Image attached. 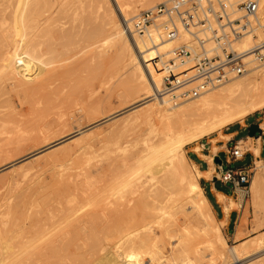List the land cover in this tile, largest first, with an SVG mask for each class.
Here are the masks:
<instances>
[{"label": "rangeland", "instance_id": "rangeland-1", "mask_svg": "<svg viewBox=\"0 0 264 264\" xmlns=\"http://www.w3.org/2000/svg\"><path fill=\"white\" fill-rule=\"evenodd\" d=\"M19 1L0 0V25H2L0 29L5 33H13L12 35L16 38L15 43H18L21 39H24V41L35 39L37 48L35 52L40 49L37 52L39 57H36L37 53L34 52L33 54L40 62L42 60V64H39L41 66L39 71L36 70V67H31L25 77L19 75L21 82L18 81L19 77L17 76V79L14 73V71L19 72V70L16 71L17 68L15 69L14 66L9 68L6 63L0 64V70H2L0 76L4 81L3 85L7 89V92L0 96V116L2 117L0 120V150L5 148V151L1 153L0 163L2 160L4 161L1 165L6 164L7 161L9 163L6 164L7 167L3 164L1 168L0 165V178L5 180L10 174L15 172L20 174L21 171L19 183L17 186L13 184L12 189L7 190L3 184L1 185L2 182L0 183V195L7 193L10 196H15L18 192L26 191V189H38L45 192L48 198L53 197L56 203L68 204L70 202L69 205L73 204L70 206L77 209L76 217H79V213H81V217L84 212L86 214H83L82 217L87 216L89 214L87 209L90 210V213L93 210L94 213L100 212V210L101 212L97 214L98 218L97 215L95 216V219H98L97 221H94L93 218L89 219L95 222V224H91L94 227L88 226L91 223L88 224L89 220L85 223L88 224L87 226L84 224L86 228L88 227L87 229L91 230L92 228L91 234L88 232V235H85V228L84 231L80 232V235H74L71 239L70 250L68 249L69 252L68 250L65 252L63 248L64 252L58 249V252L55 250L52 254L49 251L45 252L46 254L42 252V254L39 250L36 252L37 248L34 244H29L26 240L23 242L22 238L21 241L20 238H14V240H10V243L15 245L11 251L0 246V264H30V262L31 264H97L100 257L106 255L107 252L108 255L115 254V256H119V253L122 252L121 249L116 251L119 249L118 245H115L116 241L105 235L107 225L105 223L108 222L109 218L111 219V214L107 218L108 214H105L103 210L106 208L105 212L110 213L109 208L113 209V207L109 206L112 203L118 204L115 197L111 199L112 193L119 187L121 191L128 188L126 192H123V199L124 205L126 204L125 207L130 211L133 205L136 204L135 200L136 198L138 200L143 188L150 184L153 187L159 184L158 179L161 175H157L158 179H152L151 171L149 173L147 168L138 164L135 159L145 153L141 150L146 147L150 138L151 142L158 139L153 134L156 122L149 116L147 107L142 103L143 101H137L134 88L124 73L125 66L120 51V40L112 32L96 31L100 24V14L98 15L97 11L94 9L87 10L88 14L87 11L83 12L80 8L78 9L81 4L85 7L87 0L74 1L73 5L70 6V16L65 15L64 17L63 14H59L62 19L57 16L56 11L53 21H51L52 19L46 21L43 16L40 18L30 16L26 22L27 27H30L27 28L29 30H26V35L17 34L13 30L15 27L11 16L12 9ZM57 5L56 3L53 9L57 8ZM4 14L6 15L5 18ZM71 15H74L73 18H77L76 21ZM6 17H11L10 22L7 21ZM35 19L38 21L36 22ZM65 20L70 23L65 22ZM30 21H33V23L29 24ZM62 22H65L66 25ZM49 23H52V25ZM42 25H45V27ZM46 26H49L50 30L46 29ZM3 28L5 30H2ZM31 28L34 32L30 30ZM44 28L46 31H44ZM37 33L42 34V36L39 38ZM1 35L0 38L5 42L3 34ZM7 72L8 76L12 75V78L7 77L9 80L4 78L7 76ZM3 75L4 77H2ZM22 78L24 79L22 80ZM263 115L264 109L235 122L233 126L241 128V132L237 140L231 141L229 145H226V143L229 142L231 137L225 136L224 133L228 132L232 126L215 132L212 135L215 141H211L210 137L198 141L201 152L205 155H210L214 144L217 145L216 152L226 165L224 168H235L246 164L252 169L250 182L246 185L235 186L230 183L224 184L218 179L216 181L217 187L224 190L234 200V205L230 209H226L229 216L225 217L223 203L219 200L216 202L205 187L206 183L201 181L202 178L197 177L203 188V193L211 202L215 220L213 221L209 216L202 217L198 215L188 202L182 201V205L184 204L182 211L184 209L183 212L187 216L179 212L177 218L186 225L184 232L187 236L184 234V238L168 242L164 245L163 250L156 252L153 259H151L150 254L144 255L142 258L146 261V263L143 262L144 264H260L264 262V241L263 248L261 247L262 250L257 251L259 243L257 240L264 237V192H262L264 187H261L262 193L260 188L257 192H254L252 187L254 175L264 173V154L259 157L262 160V167L257 166L258 163L252 167L249 165L254 157L253 147L257 144L261 146V140L260 143L256 144L254 139L251 142H246V138L243 142L238 143L239 138L244 139L248 136L247 127L251 123H264L260 118ZM69 132H72L71 135H68ZM144 140L146 141L144 142ZM5 143L8 144L7 147ZM234 145H237L238 149L245 153L244 159L238 161L229 159V151L232 150ZM194 146L195 143L187 145L185 148L189 165L193 171H195V167L190 159L194 158ZM162 157L161 152L152 156L149 162L150 166L160 162ZM227 157L231 161L228 166ZM18 161L21 165L17 164ZM209 161L210 159L202 156V168H207ZM215 163L213 159L214 167ZM10 164L15 166L12 167ZM16 164L20 165L21 168H18ZM28 164L32 165V168ZM26 165L30 169L25 167ZM33 167H36L35 170ZM27 169L29 170L27 171ZM216 174L219 176L217 165L213 170V176L211 175L212 177L209 179L211 182H214ZM125 182H128V187L124 184ZM110 183L112 186L117 184V187L113 188ZM130 183L137 186V192L129 187ZM1 186L8 192L4 191ZM17 188H19V191ZM81 188L83 189L81 190ZM83 190L88 192L84 193ZM10 192L13 194H10ZM99 206H103L104 209ZM107 207L109 208L107 209ZM80 208L81 210L85 208V210H82L84 212ZM95 209L97 210L95 211ZM179 217L185 219V221H181L182 219ZM224 217V220H219ZM212 226H216L215 231ZM153 227L151 228L152 233L158 235L156 226ZM199 229H201L202 234L198 235L197 230ZM187 231L192 233L189 232L191 234H188ZM196 235L198 236L196 237ZM72 240L74 241L72 242ZM233 246L239 248L250 247L246 249L245 255L239 261L232 257L231 248ZM82 250L83 252H81ZM49 254L51 255L47 256ZM201 257H204V261L207 260V262L202 261ZM124 258L127 259V257ZM133 260H130L129 264H134L132 263L135 262Z\"/></svg>", "mask_w": 264, "mask_h": 264}, {"label": "bare ground", "instance_id": "bare-ground-1", "mask_svg": "<svg viewBox=\"0 0 264 264\" xmlns=\"http://www.w3.org/2000/svg\"><path fill=\"white\" fill-rule=\"evenodd\" d=\"M74 1L80 2V0H20L19 2H17L16 6L13 7L14 9H12L13 12L11 16L15 27V29L13 30L17 34L19 33L26 35L27 34L26 30H29L27 28H30L29 26L27 27L26 22L30 16H34V18L35 16L37 18L43 16L44 20L46 21L50 19H52L51 21H53L55 11L56 13H58L57 16H59V14H63L64 17L65 15L70 16L71 14L70 6L73 5L72 3ZM166 1L169 0H163V1L162 0H87L86 1L87 5L85 7L82 6V4L78 6V9L80 8L83 12H86L87 10H91V9L97 11L96 13H98V15L100 14V18H99L100 24L99 27L96 29V31L112 32L121 42L120 51L124 59V66H125L124 73L127 75L129 79V83L132 84L134 88L137 101L138 102L143 101L142 103L147 107L149 116H151V118L156 122V128L153 134L156 137H158V139L156 138L157 140L155 139L156 140L155 142L154 141L151 142V138H150V140H148L146 147H144V149L141 150L142 152L145 153H142L140 156H137L135 159L138 164L146 167L149 173L151 171L152 179L154 178L158 179L159 177H157V175L158 176L161 175V177L158 179L159 184H157V180H156L155 182L157 185L155 187H153L149 183L151 185L150 186L148 184L150 187L146 186V188H143L141 190V194L138 200L136 198L137 202L135 200L136 204L133 205L130 211L125 207L126 204L124 205V199H123V192L124 191L126 192L128 188L126 190L122 189L121 191V188L119 186L118 187L120 191L119 189H116L115 192L112 193V197H111V199L115 197L116 202H118V204L115 202L117 204L115 205L114 203L111 202L112 205H110L109 207L112 206L113 209L107 207V209L109 208V210H111L110 213L105 212L106 208L104 209L103 206H99L104 209L103 211L105 214H108L107 218H109L108 216L109 214H111L110 216L111 219L109 218L110 220L108 219L107 220L108 222L105 223V225L107 224L105 228L106 229L105 235L109 238L111 237L112 239H114L116 241L115 245L117 244L118 245L117 247L119 248L116 251H119L121 249L120 251L122 252L119 253V256H115V254L108 255L107 252L106 255L104 256L102 255L103 257H100L98 262L96 261L97 264H129L130 260L132 261L133 259H134L133 261L135 262L132 263L134 264H144L143 262L145 261V259L144 260L142 259L144 255L150 254L152 257L151 259H153L156 252L163 250L164 245H166L168 242L178 241L179 239L184 238L185 237L184 228L186 225L183 224L184 222L183 223L180 222L179 219L177 218L179 216L178 215L179 212L181 214L184 213L183 212L184 209L182 211V208H184L183 207L184 204L182 205V201L183 202L186 201V203L188 202L191 208L194 209L198 215L202 217L209 216L214 221L215 216L212 213L211 202L208 199V197L203 193L202 191L203 189L197 177L210 178L211 175L213 174V170L215 169L216 165H219L217 161L219 156L218 157L212 156V155H216V146H214L213 149H211L212 155L207 157L208 159H210L209 161L210 168L208 171L205 172H202L198 168V166L192 162V165L195 167V171H193L192 167L189 165L188 157L185 153V148L187 145L198 142L202 138L212 137V135L215 132L221 130L222 128H225L239 120H242L243 118H245L250 114H253L259 110L264 109V60L263 61L257 60L253 55V53L247 55L248 56L247 61L249 62L248 63L249 70L246 73L237 77L230 78L226 82L204 91L197 98L189 99L179 104H174L173 102H169L167 100L163 102L161 100L154 98L153 94L155 91V87L160 86L162 82V76L164 75V71L161 66V63L158 62L156 57L160 56V59L162 60L168 59L170 57V51L174 46V42L164 40L162 35H160V33L156 29H151L145 35H140L136 32H133V20L138 14L139 12L138 10L148 9L155 6L158 3L166 2ZM236 1H241V0H236ZM257 1L259 7L255 15V18L258 27L253 32H251V34L245 35L242 38V40L239 42L238 46L240 49H254L256 48V46L259 45L258 47H261V52L264 54V0H257ZM56 3L58 4L57 8L53 9ZM74 11L77 12L78 10H74ZM87 13L89 14L88 11ZM5 16L6 15L4 14V18ZM71 16L73 18L74 15ZM60 17L61 16H59V18ZM10 18L11 17L7 18L8 19L7 21H9ZM73 19L75 20L77 18L74 17ZM68 20L67 21L65 20V22H68ZM31 22L33 23V21H30L29 24H31ZM65 22L64 23L62 22V24H65ZM50 25H52V23ZM1 26L2 25H0V27ZM42 26L45 27V25ZM46 27H47L46 29L50 30L48 28L49 26ZM4 28L2 30H5ZM129 28L131 29V31L129 30ZM46 29L44 28V31H46ZM30 30L33 31L32 28ZM1 32H2L1 34H3L5 42H3V39L0 38L1 39L0 64L6 63L9 66V68H11L12 66H14L15 69L17 68L16 71L19 70V72H17L18 75L15 71L14 73L16 77L17 76L19 77L18 80L19 82H21L20 81L21 77L26 76L25 74L28 73L31 67H36V70L39 71L41 67L39 66V64L40 65L42 64L41 63L42 60L40 62V60L36 59V57L39 55L37 52L40 51V49L38 51L36 50L35 52V49H37L35 45L36 44L35 39L34 40L32 39L33 41L31 39L25 41L24 39H21L18 43H15L16 38H14V35H12L13 33L10 32L5 33V31H1ZM1 34L0 37L2 36ZM37 36H39L40 38L42 34L40 35L39 33H37ZM34 52L37 53L36 57L35 54H33ZM31 59L34 60L33 61L34 64ZM9 68L7 69L9 70ZM8 72H7V76L4 77L3 75L2 77H4L5 79L7 77L10 78L12 75L8 76ZM23 79L24 78H22V80ZM0 80L2 81L1 76H0ZM3 82L4 81H2V84L0 83V96H3L7 92L6 91L7 89L3 85ZM1 118L2 117L0 116V120ZM3 124L4 123L2 122V125ZM260 129L262 130V128ZM70 133L72 132H69L68 135H71ZM258 134L256 136H250L248 134L250 137H247L246 142H251L253 140V137H257ZM145 141L146 140H144V142ZM243 141L244 140H241L240 143ZM7 145L8 144H6V147ZM259 149L260 147L258 144L253 147V152L256 154V156L259 155ZM4 151L5 148L4 150H0V157H1V153H3ZM160 152L163 155V157L160 159V162L150 166L149 162L151 161L152 156ZM2 157L4 159L3 154ZM213 159L216 162L215 167L213 164ZM256 163H258L257 166L262 167L260 160L257 159L253 164ZM6 164H4L5 167H7ZM14 164L12 165L10 164V165L13 167ZM17 164H20L19 161ZM20 165L19 166L17 165L18 168L20 167ZM28 165L30 167L32 166L30 164ZM28 165H26L25 167H28ZM29 169H27V171ZM19 173L20 174L15 172L14 174H10L7 177L3 173L6 179L3 180V178H0V183L2 182L1 185L3 184V186H5L7 190H9L12 186H14L13 184L17 186L19 183V175H21V171ZM214 177H218V174H216ZM82 182L80 183L82 184ZM127 183L128 182H125L124 184L127 185ZM133 183H130L129 187L134 189L133 191L135 192L136 190H138V188ZM116 185L117 184H115V186L112 185L111 186L113 188L114 187L116 188L117 187ZM252 187L254 188V192L255 191L257 192L259 188L261 192V187H264V173H256L254 175L252 181ZM5 188L4 191L8 192ZM18 189L19 188H17V190ZM82 189L83 188H81V190ZM86 192L88 191H85L84 193ZM10 194L13 193L10 192ZM218 197L220 201H224L225 199V196L220 193ZM57 203L55 202L53 197L48 198L45 192L40 191L38 189H29V190L26 189V191L23 190L18 192L15 196H10L7 193L0 195V244H1L0 246L3 249L11 251L15 245H12L10 243L11 242L10 240H14V238H20L21 241L22 238L23 242L24 240H26L27 243L34 244L35 248H37L36 252L37 250H39V252L41 253L42 252L45 253L49 251L52 254V252L55 250H57L58 252V249L59 251L64 250L65 252L68 249L70 250L69 247H70L71 239H73L74 235L76 234L80 235V232L84 231V229L90 222L91 223L88 226L92 227L93 225L91 224H95V222H93V220L90 221L89 219L93 218L95 221L96 220L95 216L98 213H100L101 210L100 212L97 211V213L96 212L94 213L93 212L94 210L93 211L91 210L92 213H90L89 212L90 210L87 209L88 210L87 213L89 214L87 216L84 215V217H82L83 214H86L84 211H82L85 210V208H83L82 210L80 208V210L84 213L82 214L81 217H80L81 213H79V217H80L79 218L75 216V213H77V209L71 207L73 204H70L71 205L70 206L69 205L70 202H68V204L58 203L60 205H58ZM232 205H234V200L230 199V206ZM230 206L228 205L227 207L230 208ZM95 207L97 208L98 206ZM96 210L97 209H95V211ZM109 210L107 211L109 212ZM185 216H187V214H185ZM96 217L98 218V215ZM88 220H89L88 224H85L87 223ZM99 220L101 221V219ZM183 220L185 221V219H182L181 221ZM100 221L98 222L100 223ZM84 224L86 226H84ZM153 226H156L158 235L152 233L151 228ZM87 228L85 229V235L88 232L89 234L92 233V228L91 230ZM100 229L102 230V228ZM212 229L215 231L216 226H212ZM100 232L102 233V231ZM189 232L188 234L192 233ZM197 232L198 235L202 234L201 229L197 230ZM102 234L104 235V233ZM198 235H196V237ZM73 241L74 240H72V242ZM257 241H259L257 245V251H260L262 250L261 247L264 241V237L260 238ZM21 245L23 244L21 243ZM249 247L244 246L239 248L233 246L231 248L233 259L240 261L241 257L245 255L246 249H248ZM3 249L2 252L4 251ZM81 252H83V250ZM51 254L47 256H50ZM124 257H127V259ZM201 260L204 261V257H201ZM204 262H207V260ZM260 264H264V262Z\"/></svg>", "mask_w": 264, "mask_h": 264}, {"label": "built area", "instance_id": "built-area-1", "mask_svg": "<svg viewBox=\"0 0 264 264\" xmlns=\"http://www.w3.org/2000/svg\"><path fill=\"white\" fill-rule=\"evenodd\" d=\"M257 0H169L141 10L133 20V32L140 35L156 29L166 41L174 42L170 57L162 60L164 71L154 98L174 104L199 97L204 91L246 73L247 55L264 60L261 47L240 49L239 42L258 25ZM131 31V29L129 28ZM229 159H244L234 145ZM227 157V164L231 161ZM218 180L224 184L246 185L252 169L217 165Z\"/></svg>", "mask_w": 264, "mask_h": 264}, {"label": "crops", "instance_id": "crops-1", "mask_svg": "<svg viewBox=\"0 0 264 264\" xmlns=\"http://www.w3.org/2000/svg\"><path fill=\"white\" fill-rule=\"evenodd\" d=\"M260 118L264 121V115H263L262 117H260ZM256 123L259 124V127H260V128H262V132L259 133L257 137H253V139H254V141L256 142V144H257L258 142L260 143V140H261V146H259L260 149H259V155H258V156H256V154L253 152V155H254V157H253V161L249 164V165H251V167L254 165L253 163H255V161H256L257 159L260 160V161L262 162L261 158L259 159V157L263 156V154H264V123H260V122H256ZM233 124H234V123H233ZM233 124L227 126V127L232 126V128H230V130H229L228 132L224 133L225 136H227V137H231L230 140H229V142L226 143V145H229V143H230L231 141H235V140H237V137L239 136V134H240V132H241V128L234 127ZM249 126H250V125H249ZM249 126H248V127H249ZM248 127H247V128H248ZM247 137H250V136L248 135V136H246L244 139H243V138H239V139H238V143H239L241 140H246ZM210 140H211V141H212V140H215V138L212 136V137H210ZM259 145H260V144H259ZM214 146H216V148H217V145H216V144H214ZM196 147H197L198 149H197ZM212 149H213V148H212ZM193 150H194V151H193L194 158H192V159H190V160H191L193 163H195V164L198 166V168H199L202 172L208 171L209 168H210V164H209V162H208V167L205 168V169L202 168V156H205V157L211 156V155H212V150H211V154H210V155H205V154H203V153L201 152V148H200V146L198 145V142H195V146H194ZM212 156H213V157H214V156H215V157L218 156V155H217V152H216V155H212ZM251 159H252V158H251ZM263 160H264V156H263ZM223 164H224V163H223ZM224 166H226V165H224ZM227 166H228V164H227ZM243 166H246V164H244ZM212 176H213V174H212ZM212 176H211V177H212ZM211 177H210V178H211ZM200 178H202L201 181H204V182L206 183V184H205V187L209 190L211 196L215 199L216 202H218V200H219V197H218L219 193H220V194H223V195L225 196L224 201H221V202L223 203L225 217H227V215L229 216V214L226 212V209H230V208H231V206H230V199H232V198H231L230 196H228L224 190H222V189H220V188L217 187V182H216V181L211 182V181L209 180L210 178H205V177H200ZM201 187H202V186H201ZM202 189H203V188H202ZM229 198H230V199H229ZM208 199H209V198H208ZM219 201H220V200H219ZM225 203H226V204H225ZM226 205H227V206L229 205L230 208L227 207ZM225 217H224L223 219H219V220H224Z\"/></svg>", "mask_w": 264, "mask_h": 264}, {"label": "water", "instance_id": "water-1", "mask_svg": "<svg viewBox=\"0 0 264 264\" xmlns=\"http://www.w3.org/2000/svg\"><path fill=\"white\" fill-rule=\"evenodd\" d=\"M262 130L260 129L259 125L257 123H251V125L248 127V134L250 136H256L258 133H261ZM219 165L223 164V160L218 157L217 159ZM214 181H217V178L215 177Z\"/></svg>", "mask_w": 264, "mask_h": 264}]
</instances>
